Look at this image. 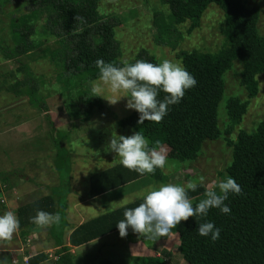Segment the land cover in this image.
<instances>
[{
    "label": "rangeland",
    "instance_id": "rangeland-1",
    "mask_svg": "<svg viewBox=\"0 0 264 264\" xmlns=\"http://www.w3.org/2000/svg\"><path fill=\"white\" fill-rule=\"evenodd\" d=\"M167 1L96 0L99 16L112 21L115 32L110 45L97 42L95 54L113 51L117 66H123L124 61L134 64L140 57H150L156 64L164 59L181 64L178 54L182 50H194L200 56L214 58L227 48L223 14L217 5H209L199 19L178 22L170 13ZM241 1L247 8L256 9V30L264 37V0ZM29 9L10 0H0V121L13 102L34 101L36 110L45 114L36 122L31 119L27 132L0 135V215L7 211L15 213L21 205L53 195L57 204L65 205L66 228L59 234L53 225L39 228L38 233L26 238H21L18 231L10 242L0 241V260L7 258L8 264H27L28 255L47 253L48 260L40 264H55L58 249H65L72 256L75 253L72 264H133V257L142 256L133 255L129 243H140L152 250L146 249V255L159 257L165 264H187L179 253L177 235L172 241L164 238L152 241L128 229L125 238L117 231L79 247L75 252L65 240L67 226H77L132 203L161 185L185 186L189 181L199 184L198 178L204 176L206 180L201 186L206 192L213 181L218 184L229 178L227 168L232 161V143L241 132L255 133L264 121V71L255 77L258 93L253 97H248L239 84L242 68L239 61H234L223 74V96L217 109L218 135L214 140L202 143L195 160H183L162 144L160 146L167 154L163 170L157 168L155 174L146 173L143 178L92 200L88 196L89 178L120 163L116 153L105 149L113 134L127 137L135 133L132 127L123 128L118 124L131 117L135 110L127 109L126 93L114 94L108 86L102 85L103 97H97L102 108L94 110L87 118L78 117L74 104L80 92L73 89L71 80H64L66 61L52 63L58 55L60 44L57 39L51 38L47 42L36 39L32 46L23 44L18 53L14 52L16 45L21 43L14 26ZM27 71L31 74L24 76ZM5 81L8 83L3 84ZM33 86L38 89L37 93L27 98L26 93ZM86 87L91 89V83ZM231 100L247 105L239 120L227 114L226 105ZM31 110L25 111L22 119L29 118ZM136 126L134 122L133 127ZM26 177L28 182H25ZM215 190L218 192V187ZM59 195H62L60 201ZM204 198L203 193L193 203L198 204ZM61 239L62 246L56 248ZM18 248L22 250L18 251Z\"/></svg>",
    "mask_w": 264,
    "mask_h": 264
},
{
    "label": "trees",
    "instance_id": "trees-1",
    "mask_svg": "<svg viewBox=\"0 0 264 264\" xmlns=\"http://www.w3.org/2000/svg\"><path fill=\"white\" fill-rule=\"evenodd\" d=\"M10 1L30 8L14 26V32L21 38L14 52L18 53L23 44L32 46L36 39L44 42L57 39L60 44L58 55L52 63L66 61L63 65L64 80H71L73 89L80 92L74 104L75 114L87 118L94 110L101 109L102 103L93 97L91 89L86 86L89 87L100 75L95 66L97 59L117 63L113 51L95 54L97 42L108 45L115 32V24L99 16L96 0ZM167 4L178 22L199 19L209 5H217L223 14L228 46L214 58L200 56L194 50L179 52L181 64L195 77L197 85L186 92L179 104L169 107L161 123L145 121L139 125V113L135 111L133 117L118 124L141 132L149 140L150 147H156L158 141L159 145H166L183 160L193 161L202 143L214 140L218 135L217 109L224 90L222 76L234 61L241 63L239 84L248 97L258 93L255 77L264 71V37L256 30V9L247 8L241 0H168ZM75 16L83 17L86 22L76 21ZM140 60L156 64L150 57H140ZM28 74L31 71L23 75ZM7 83L5 81L3 84ZM37 90L33 86L26 97H34ZM164 96L165 93L161 92L158 98L162 100ZM246 107L245 103L231 100L226 105L227 114L239 120ZM133 119L137 125L135 128ZM227 175L235 179L243 191L242 195L230 193L225 201L231 209L230 214L212 208L207 217L190 218L173 229L179 240V253L187 264H264V121L258 125L255 133L238 134L232 143V161ZM144 176L146 173L140 175L118 163L90 176L88 196L93 199L108 194ZM203 193L205 190L199 185L196 191L189 190L188 195L193 201ZM143 198L81 223L70 232L68 245L80 247L119 231L117 223L124 219V211L139 206ZM57 199L60 201L62 195ZM55 200L53 195H47L17 208L15 214L20 221L21 238L38 233L39 228L30 222L38 210L60 214V224L53 225L56 233L66 228L65 205H59ZM196 205L193 203L194 207ZM206 221L213 222L221 230L218 240L199 235L198 224ZM57 244L56 248L62 246V239ZM57 253L55 264H72V254L65 249H58ZM47 259V254L38 253L30 256L27 264H40ZM133 264H165V260L151 256L133 257Z\"/></svg>",
    "mask_w": 264,
    "mask_h": 264
},
{
    "label": "clouds",
    "instance_id": "clouds-1",
    "mask_svg": "<svg viewBox=\"0 0 264 264\" xmlns=\"http://www.w3.org/2000/svg\"><path fill=\"white\" fill-rule=\"evenodd\" d=\"M75 20L86 22L79 16H75ZM95 66L100 75L98 81L91 82L93 97H103L102 85L108 86L114 94L126 93V107L139 113V125L145 121L161 123L169 107L179 104L186 92L197 85L195 77L182 64L168 59L159 64L144 60H137L134 64L124 61L123 66L97 59ZM161 92L165 93L162 100L158 98ZM105 150L116 153L125 168L140 175L155 174L157 168L163 170L167 163V154L159 142H156V147H150L149 140L141 132L127 137L113 134ZM205 180L204 176H200L199 184L196 181H189L185 186L169 183L161 185L159 189L148 190L143 202L135 208L126 209L124 219L117 223L121 238H125L131 228L147 240L158 241L164 238L172 241L177 235L173 229L181 222H187L193 217H207L212 208L230 214L231 209L225 201L229 199L230 193L242 195L241 186L231 177L218 184L213 181L204 193L205 198L194 207L188 192L196 191ZM217 187L218 192L215 190ZM30 222L44 229L59 225L61 216L59 213L38 210ZM19 229L20 221L14 212L7 211L0 215V241L10 242ZM197 231L203 237L210 236L213 241L220 238L221 230L211 221L199 223ZM0 264H8L7 258L0 260Z\"/></svg>",
    "mask_w": 264,
    "mask_h": 264
},
{
    "label": "crops",
    "instance_id": "crops-1",
    "mask_svg": "<svg viewBox=\"0 0 264 264\" xmlns=\"http://www.w3.org/2000/svg\"><path fill=\"white\" fill-rule=\"evenodd\" d=\"M20 103V104H19ZM13 106V108L11 109V107ZM33 108V110H31ZM7 112L4 111L3 112V117H2V120L0 121V135H3V134H6V133H9V132H16V131H22V132H27L28 129H29V126H30V123L29 122L31 119H33L35 122L37 121V118L39 116H43V114L45 113H41V112H38L36 110V104L35 102L32 101V103H26V104H21V102H13L12 105L8 106L7 107ZM27 110H31L30 111V117L29 118H25V119H22L24 112L27 111ZM45 112H47V110H45ZM51 111H49V115H50ZM29 179L28 177L25 178V182H28ZM72 181H73V178L71 177V180H70V183L72 184ZM72 186V185H71ZM109 194V193H108ZM107 194L105 195H101V196H98L96 198H93L92 200H95L99 197H103V196H106ZM47 196V195H46ZM102 215V214H100ZM99 216V215H98ZM97 217V216H95ZM93 217V218H95ZM92 218V219H93ZM86 222V221H84ZM83 223V222H82ZM69 224V223H68ZM81 224V223H80ZM78 224V225H80ZM77 225V226H78ZM77 226H73L71 227L70 225H68L67 229L68 231L66 232L65 234V240L67 241V244H68V236L70 234V232ZM131 229V228H129ZM115 233V232H114ZM112 234V233H111ZM109 235V234H108ZM107 236V235H106ZM105 237V236H104ZM103 238V237H101ZM101 238H98L94 241H97V240H100ZM93 242V241H92ZM91 243V242H89ZM87 243V244H89ZM85 244V245H87ZM155 244V243H154ZM84 246V245H82ZM154 246V245H153ZM70 248L74 249L75 252L76 250L79 248V247H71L69 246ZM81 247V246H80ZM155 247V246H154ZM129 248L133 251V249H135V254L136 256H142V257H145V256H151L153 257L152 255H146V249L149 250V251H152L150 250L149 248H146L143 244H140V243H129ZM22 248H18V251H21ZM38 254V253H37ZM47 254V253H45ZM148 254V252H147ZM36 255V254H35ZM48 255V254H47ZM75 255V253H74ZM73 255V256H74ZM30 256H33V255H28L26 258L28 259ZM158 256V255H157ZM49 258V256H48ZM48 260V259H47ZM46 260V261H47ZM25 261L27 262V260L25 259ZM43 263V262H42Z\"/></svg>",
    "mask_w": 264,
    "mask_h": 264
},
{
    "label": "water",
    "instance_id": "water-1",
    "mask_svg": "<svg viewBox=\"0 0 264 264\" xmlns=\"http://www.w3.org/2000/svg\"><path fill=\"white\" fill-rule=\"evenodd\" d=\"M2 195H1V193H0V197H1Z\"/></svg>",
    "mask_w": 264,
    "mask_h": 264
}]
</instances>
